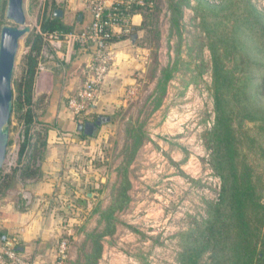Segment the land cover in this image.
<instances>
[{"label": "rangeland", "instance_id": "1", "mask_svg": "<svg viewBox=\"0 0 264 264\" xmlns=\"http://www.w3.org/2000/svg\"><path fill=\"white\" fill-rule=\"evenodd\" d=\"M7 1L2 0L3 25L9 24L5 19ZM251 1L264 10V0ZM176 2L156 0L159 11L154 12L153 20H148L135 40H128L141 52L137 67L128 69L135 79L123 86L121 107L99 114L110 117V121L98 129L89 151L95 167L109 175L107 185H112L107 196L100 185V201L110 199L113 203L126 186L125 177L131 200L116 211L119 230L116 227L114 234L105 236L108 253L98 264H179L189 241L186 233L208 217L210 205L218 199L222 182L212 166L209 141L216 117L212 55L196 15V0L183 5L179 17L173 9ZM44 8L42 0H26L30 33L37 32ZM177 18L178 24L174 21ZM27 36L21 40L14 81L21 74L22 58L29 49ZM132 86L138 92L128 99ZM13 91L15 96L14 82ZM21 114L13 111L11 144L1 172L9 171L7 165L16 158L14 145ZM97 209L104 210L101 205ZM155 211L162 224L151 229L144 224L145 218H152ZM81 212L87 219L93 215L92 209ZM105 226L99 222L95 230L103 231ZM69 234L62 237L70 238L72 249L76 245V256L66 264H85L84 253L91 252V241L86 236L76 244Z\"/></svg>", "mask_w": 264, "mask_h": 264}, {"label": "trees", "instance_id": "2", "mask_svg": "<svg viewBox=\"0 0 264 264\" xmlns=\"http://www.w3.org/2000/svg\"><path fill=\"white\" fill-rule=\"evenodd\" d=\"M142 1L144 5H122L116 11L121 17L140 14L143 21L132 25L128 33L115 34L112 42L137 36L146 29L148 20H153L154 12L159 11L156 0ZM189 3L190 0H178L173 5L178 17L182 6ZM58 7L56 0H46L41 30L58 31L63 37L75 29L54 15ZM3 10L0 0V28ZM195 11L212 55L216 117L209 141L212 166L222 184L208 217L186 233L189 241L179 264H264V10L251 0H196ZM174 21L179 22L178 18ZM43 45L39 32L32 31L26 38L29 49L22 58L21 74L14 81L13 110L22 113L19 120L25 123V138L20 165L12 173H0V195L14 184L36 179L41 173L39 164L47 145V129L39 123L38 110L44 97L34 100L33 93ZM97 118L94 115L91 119ZM125 180L126 186L114 202L107 209H97L100 222L104 221L106 226L103 231L87 232L91 252L84 253L85 264L99 263L103 238L116 232L115 213L131 200L130 183L126 177ZM1 240H11L15 248L20 247L6 233L1 234Z\"/></svg>", "mask_w": 264, "mask_h": 264}, {"label": "crops", "instance_id": "3", "mask_svg": "<svg viewBox=\"0 0 264 264\" xmlns=\"http://www.w3.org/2000/svg\"><path fill=\"white\" fill-rule=\"evenodd\" d=\"M86 1L56 0L57 9L64 11L59 18L73 26L75 32L83 31L91 23ZM42 3L45 6L46 0ZM142 21V15H133L132 25H140ZM115 32L122 33L119 27ZM129 39L112 42L115 58L87 120L93 121L94 115L122 106L123 86L135 79L128 69L141 60L140 50L134 41L129 45ZM53 46L54 57L45 62L42 78L35 86L38 98L44 97L38 110L39 123L47 129V145L39 164L40 176L18 182L15 190L10 188L0 195V242L1 234L6 233L20 244L17 249L31 264H54L62 236L70 233L76 244L85 240L87 232L94 231L101 221L100 212L94 210L99 205L106 209L112 203L110 199L100 201V185L106 190V196L112 185H107L109 175L102 174L93 164L94 155L89 149L94 145V136L83 134L79 129L81 121L68 107V98L82 85V70L91 59L92 51L68 39L54 41ZM81 209H92V217H82ZM157 214L155 211L152 218H145L144 224L151 229L162 224ZM106 239L104 237L102 242V257L108 253ZM72 247L70 261L76 256V245Z\"/></svg>", "mask_w": 264, "mask_h": 264}, {"label": "built area", "instance_id": "4", "mask_svg": "<svg viewBox=\"0 0 264 264\" xmlns=\"http://www.w3.org/2000/svg\"><path fill=\"white\" fill-rule=\"evenodd\" d=\"M133 3L145 4L142 0H87V8L91 14L90 25L81 32H73L63 37L58 31L43 32L40 22L37 32L43 35L44 45L38 55L33 99L36 100L39 95L36 93L35 86L42 78L45 62L54 57V41L68 39L72 44H78L81 48L90 49L92 57L83 67L82 74L84 78L82 85L68 98L69 109L81 121L80 124H83L82 122L87 120L88 115L92 113V109L101 94L102 86L114 61L115 55L111 40L116 33L115 29L119 27L122 33H128L132 26L133 16L126 15L121 17L116 11L122 5L129 7ZM149 5L153 7V3ZM122 24H124V27ZM137 92L138 88L132 86L128 92V99L134 98ZM25 131V123L20 121L18 136L14 145L17 151L16 158L7 165L9 171H3L5 174L12 173L13 169L20 165L19 150H21L25 138ZM70 248L71 240L69 237L60 239L54 264H66L70 259ZM0 264H31V262L17 248H11L5 242H0Z\"/></svg>", "mask_w": 264, "mask_h": 264}, {"label": "water", "instance_id": "5", "mask_svg": "<svg viewBox=\"0 0 264 264\" xmlns=\"http://www.w3.org/2000/svg\"><path fill=\"white\" fill-rule=\"evenodd\" d=\"M56 17H62L64 11L56 9ZM5 19L9 24H4L0 30V172L2 171L11 138V119L14 110L13 82L16 61L20 50L21 40L27 36L31 28L27 25L26 0H8ZM136 36L133 37L135 39ZM110 117L99 115L94 121L87 120L80 124L79 129L86 136H94L98 129ZM6 237L3 236L2 240ZM6 245L15 248L9 240Z\"/></svg>", "mask_w": 264, "mask_h": 264}]
</instances>
